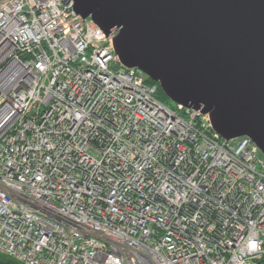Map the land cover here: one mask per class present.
Listing matches in <instances>:
<instances>
[{
  "label": "built area",
  "instance_id": "obj_1",
  "mask_svg": "<svg viewBox=\"0 0 264 264\" xmlns=\"http://www.w3.org/2000/svg\"><path fill=\"white\" fill-rule=\"evenodd\" d=\"M114 35L72 1L0 0V257L264 264L263 154L160 101Z\"/></svg>",
  "mask_w": 264,
  "mask_h": 264
},
{
  "label": "water",
  "instance_id": "obj_2",
  "mask_svg": "<svg viewBox=\"0 0 264 264\" xmlns=\"http://www.w3.org/2000/svg\"><path fill=\"white\" fill-rule=\"evenodd\" d=\"M115 33L119 61L157 82L213 130L264 156V0H67Z\"/></svg>",
  "mask_w": 264,
  "mask_h": 264
},
{
  "label": "trees",
  "instance_id": "obj_3",
  "mask_svg": "<svg viewBox=\"0 0 264 264\" xmlns=\"http://www.w3.org/2000/svg\"><path fill=\"white\" fill-rule=\"evenodd\" d=\"M144 81L148 85H154L156 87V96L157 98L162 101L163 103L167 104L168 106L175 107V104L164 94V92L161 90L157 82L152 81L149 79L146 75H144ZM183 113V112H182ZM0 263L2 264H18L11 258L7 257H0Z\"/></svg>",
  "mask_w": 264,
  "mask_h": 264
},
{
  "label": "rangeland",
  "instance_id": "obj_4",
  "mask_svg": "<svg viewBox=\"0 0 264 264\" xmlns=\"http://www.w3.org/2000/svg\"><path fill=\"white\" fill-rule=\"evenodd\" d=\"M175 104V103H174ZM261 153V152H260ZM262 154V153H261Z\"/></svg>",
  "mask_w": 264,
  "mask_h": 264
}]
</instances>
